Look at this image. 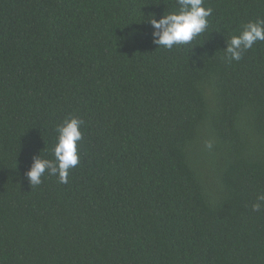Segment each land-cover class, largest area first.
Wrapping results in <instances>:
<instances>
[{
	"label": "trees",
	"instance_id": "16d2710c",
	"mask_svg": "<svg viewBox=\"0 0 264 264\" xmlns=\"http://www.w3.org/2000/svg\"><path fill=\"white\" fill-rule=\"evenodd\" d=\"M204 6L165 50L175 0H0V264H264V42L224 50L264 0ZM69 116L78 165L31 186Z\"/></svg>",
	"mask_w": 264,
	"mask_h": 264
},
{
	"label": "clouds",
	"instance_id": "9594fccd",
	"mask_svg": "<svg viewBox=\"0 0 264 264\" xmlns=\"http://www.w3.org/2000/svg\"><path fill=\"white\" fill-rule=\"evenodd\" d=\"M176 8L164 13L158 20L154 15L147 22L153 29L152 43L157 48L172 50L174 47L189 45L194 38L204 33L209 26L208 17L212 8L204 6V0H175ZM258 42H264V19L249 21L242 25L239 35H233L226 41V60L239 62L245 51ZM84 121L69 116L56 127V139L51 148L52 159L33 157L29 170L25 173L31 186L42 183L45 173L57 177L60 184L68 183L69 171L79 163V143L82 141L81 126ZM209 149L211 143L206 145ZM264 209V194L257 196L252 210Z\"/></svg>",
	"mask_w": 264,
	"mask_h": 264
}]
</instances>
